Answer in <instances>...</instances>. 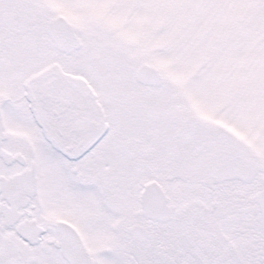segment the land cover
<instances>
[{
  "label": "snow or ice",
  "instance_id": "6c2138e0",
  "mask_svg": "<svg viewBox=\"0 0 264 264\" xmlns=\"http://www.w3.org/2000/svg\"><path fill=\"white\" fill-rule=\"evenodd\" d=\"M0 264H264V0H0Z\"/></svg>",
  "mask_w": 264,
  "mask_h": 264
}]
</instances>
